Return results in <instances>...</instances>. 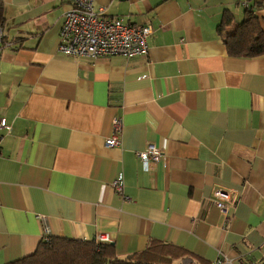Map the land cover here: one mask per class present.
Returning <instances> with one entry per match:
<instances>
[{"label": "crops", "instance_id": "1", "mask_svg": "<svg viewBox=\"0 0 264 264\" xmlns=\"http://www.w3.org/2000/svg\"><path fill=\"white\" fill-rule=\"evenodd\" d=\"M93 6L149 25L147 55L64 54L67 0H0V264L32 254L45 233H104L119 257L162 243L167 264H259L264 53L231 55L224 36L249 16L264 34V0ZM115 116L120 142L106 146ZM148 143L163 156L144 169ZM119 173L122 193L111 187ZM218 188L234 199L226 213Z\"/></svg>", "mask_w": 264, "mask_h": 264}, {"label": "built area", "instance_id": "2", "mask_svg": "<svg viewBox=\"0 0 264 264\" xmlns=\"http://www.w3.org/2000/svg\"><path fill=\"white\" fill-rule=\"evenodd\" d=\"M68 8L64 11L60 27V42L58 49L68 55L106 56L119 54L126 58L141 56L148 53V36L151 33L149 25L130 23L120 16L103 15L104 8L93 6L94 0H67ZM2 32L0 30V37ZM121 119L113 118L112 132L105 138L106 146L118 145L121 134ZM7 126L5 118H0V128ZM1 137V136H0ZM144 169L148 162H155L162 158V150L153 143L137 152ZM123 176L118 174L111 182V187L117 193H122ZM214 205L226 213L233 205L231 192L225 188H218L213 194ZM47 234L43 235L46 238ZM97 243L108 241L107 234H98L94 238ZM214 264H232L227 255L217 259ZM264 264V252L260 263Z\"/></svg>", "mask_w": 264, "mask_h": 264}, {"label": "trees", "instance_id": "3", "mask_svg": "<svg viewBox=\"0 0 264 264\" xmlns=\"http://www.w3.org/2000/svg\"><path fill=\"white\" fill-rule=\"evenodd\" d=\"M229 22L225 18L219 25V31ZM224 41L231 55L264 53V34L252 16L239 23L233 33L225 35ZM168 247L150 242L141 251L119 257L114 246L108 242L47 235L32 254L3 264H167L174 257Z\"/></svg>", "mask_w": 264, "mask_h": 264}, {"label": "rangeland", "instance_id": "4", "mask_svg": "<svg viewBox=\"0 0 264 264\" xmlns=\"http://www.w3.org/2000/svg\"><path fill=\"white\" fill-rule=\"evenodd\" d=\"M173 264V263H172Z\"/></svg>", "mask_w": 264, "mask_h": 264}]
</instances>
